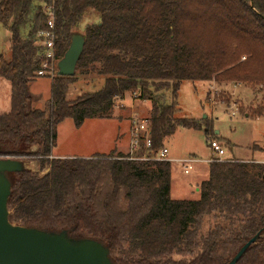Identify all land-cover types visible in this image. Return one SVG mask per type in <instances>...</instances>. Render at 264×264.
Listing matches in <instances>:
<instances>
[{"label":"trees","instance_id":"obj_1","mask_svg":"<svg viewBox=\"0 0 264 264\" xmlns=\"http://www.w3.org/2000/svg\"><path fill=\"white\" fill-rule=\"evenodd\" d=\"M48 5L56 15L58 60L73 33L83 31L86 42L75 75L53 77L52 104L41 110L32 108L30 84L44 60L38 33ZM92 13L99 18L81 30ZM0 24L11 33V59L0 58V78L11 83L0 146L38 145L29 154L48 168L18 174L8 203L12 223L99 240L114 264H180L177 257L198 255L206 264H228L264 232L263 161L210 163L199 199L179 200L171 196L168 161L124 153L51 158L60 122L112 118L115 100L128 93L152 104V146L142 143L139 157H155L178 126L199 128L178 117L183 80L243 83L264 93V0H0ZM79 74L102 76L103 85L69 101V84ZM165 89L172 90L171 103L159 95ZM263 114L264 105L253 116ZM237 264H264V243Z\"/></svg>","mask_w":264,"mask_h":264},{"label":"rangeland","instance_id":"obj_2","mask_svg":"<svg viewBox=\"0 0 264 264\" xmlns=\"http://www.w3.org/2000/svg\"><path fill=\"white\" fill-rule=\"evenodd\" d=\"M98 14L92 13L81 22V30L89 22L97 20ZM0 58L11 59V33L0 24ZM104 82L102 76L77 75L68 87L66 98L76 100L88 92L99 90ZM53 77L38 76L30 84V92L36 97L32 108L46 110L52 104ZM163 102H172V90L159 92ZM263 92L253 90L243 83L215 81L183 80L178 91L179 118L197 123L199 128L178 126L176 131L167 137L164 146L169 149V157L186 159H210L213 156L210 140L219 141L226 153L223 158L242 161H263L264 150H254L255 145L264 149V114L254 117V110L264 105ZM11 83L0 78V113L10 111ZM151 101L126 94L123 99L115 100L112 118L87 119L77 126L73 118H66L56 126L52 155L88 158L95 155L111 153H131L132 121L149 118ZM243 108V109H242ZM38 150V145L30 146L26 141L8 142L0 146V158L23 162L25 170L45 174L48 168L41 169L39 157L29 153ZM23 153V155L18 153ZM136 154V153H135ZM134 154V155H135ZM148 156V153L142 157ZM172 166L171 196L179 200H197L201 183L209 177V164L199 161L194 163L190 173L184 171L179 162H170ZM18 172H8V178L14 183ZM68 235L78 238L79 233L71 230ZM264 243V232L255 245ZM254 245V244H253ZM180 264H206L200 258L180 259Z\"/></svg>","mask_w":264,"mask_h":264},{"label":"water","instance_id":"obj_3","mask_svg":"<svg viewBox=\"0 0 264 264\" xmlns=\"http://www.w3.org/2000/svg\"><path fill=\"white\" fill-rule=\"evenodd\" d=\"M85 42L83 31L72 34L71 44L58 62L59 76L75 75ZM23 170L22 161L0 158V264H114L109 248L99 240L72 239L67 230L47 231L10 221L8 203L13 182L7 173ZM261 234L249 239L228 264H237Z\"/></svg>","mask_w":264,"mask_h":264},{"label":"built area","instance_id":"obj_4","mask_svg":"<svg viewBox=\"0 0 264 264\" xmlns=\"http://www.w3.org/2000/svg\"><path fill=\"white\" fill-rule=\"evenodd\" d=\"M46 14L48 16L47 24L45 29L41 30L38 33L39 45L43 51V63L41 65V69L38 71L40 76L49 75L55 77L58 75V62L56 56V15L53 5H48L45 7ZM134 97H138V93H133ZM132 144H131V158L139 159V160H157V161H168V162H179L183 165L184 171L186 173H190V171L194 167V163L203 161L209 163L213 162H221L228 160L227 158H223L226 151L222 144L215 140H210V147L213 151V156L210 159H198L195 157H189L186 159H172L169 157V149L167 147H162L155 157H139L136 156V152L141 149V144H144L145 148H150L152 146V140L150 137V121L149 118H143L142 120H133L132 121ZM135 154V155H134Z\"/></svg>","mask_w":264,"mask_h":264},{"label":"crops","instance_id":"obj_5","mask_svg":"<svg viewBox=\"0 0 264 264\" xmlns=\"http://www.w3.org/2000/svg\"><path fill=\"white\" fill-rule=\"evenodd\" d=\"M53 156H54V157H61V158L67 157V156H62V155H54V154H53ZM172 159H174V158H172ZM207 179H208V178H207ZM198 190L200 191V189H198Z\"/></svg>","mask_w":264,"mask_h":264}]
</instances>
